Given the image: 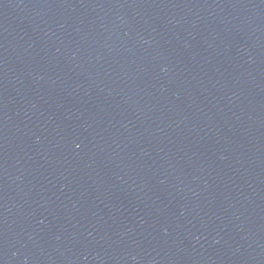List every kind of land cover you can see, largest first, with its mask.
Returning a JSON list of instances; mask_svg holds the SVG:
<instances>
[{"label":"water","instance_id":"95a60500","mask_svg":"<svg viewBox=\"0 0 264 264\" xmlns=\"http://www.w3.org/2000/svg\"><path fill=\"white\" fill-rule=\"evenodd\" d=\"M0 264H264V0H0Z\"/></svg>","mask_w":264,"mask_h":264}]
</instances>
